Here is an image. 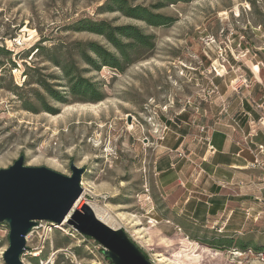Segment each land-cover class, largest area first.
I'll return each instance as SVG.
<instances>
[{
    "label": "rangeland",
    "instance_id": "rangeland-1",
    "mask_svg": "<svg viewBox=\"0 0 264 264\" xmlns=\"http://www.w3.org/2000/svg\"><path fill=\"white\" fill-rule=\"evenodd\" d=\"M107 1L0 0V47L12 51L8 57L0 54V168L21 155L26 165L47 166L65 175L72 174V161L85 167L78 207L93 202L108 209L154 264H264L257 254H264V218L248 232L236 234L253 254L248 249L213 248L200 239H212L214 229L192 221L177 224L154 172L168 128L198 123L203 109L219 110L226 102L232 115L249 110L255 120L260 116L264 0L181 1L158 10L176 18L160 27L120 11L101 10ZM129 1L151 7L158 0ZM83 18L139 25L155 35V49L124 71L108 66L90 70L86 76L104 96L99 102L69 97L68 103H61L38 84H24L31 74L41 72L52 82L51 75H60L59 68L37 52L38 44H60L65 50L77 41L94 40L111 47L100 35L75 30ZM55 82L64 93V83ZM17 86V92L12 90ZM32 88L43 101L34 98ZM18 92L33 97L35 110L24 106ZM44 101L52 109H45ZM9 231L7 223H0V264L5 263ZM27 245L24 264H109L97 241L66 222L43 221L28 235Z\"/></svg>",
    "mask_w": 264,
    "mask_h": 264
},
{
    "label": "crops",
    "instance_id": "crops-1",
    "mask_svg": "<svg viewBox=\"0 0 264 264\" xmlns=\"http://www.w3.org/2000/svg\"><path fill=\"white\" fill-rule=\"evenodd\" d=\"M261 106L255 120L249 110L230 114L223 102L219 110L203 109L198 123L168 128L154 172L178 225L192 221L243 234L262 221L264 166H254L264 161V101Z\"/></svg>",
    "mask_w": 264,
    "mask_h": 264
},
{
    "label": "water",
    "instance_id": "water-1",
    "mask_svg": "<svg viewBox=\"0 0 264 264\" xmlns=\"http://www.w3.org/2000/svg\"><path fill=\"white\" fill-rule=\"evenodd\" d=\"M70 168L72 174L65 175L47 166H29L24 155L9 167L0 168V223L10 228L4 264H24L28 235L39 221L68 223L97 241L113 264H154L125 229L100 220L88 203L77 206L86 168L74 161Z\"/></svg>",
    "mask_w": 264,
    "mask_h": 264
},
{
    "label": "trees",
    "instance_id": "trees-1",
    "mask_svg": "<svg viewBox=\"0 0 264 264\" xmlns=\"http://www.w3.org/2000/svg\"><path fill=\"white\" fill-rule=\"evenodd\" d=\"M181 1L186 2L189 0H158L151 7L133 5L129 0H108L100 9L109 12L120 11L125 16L145 21L150 26L160 27L171 25L176 18L162 14L158 10L166 5L177 4ZM74 28L76 31H88L104 37L111 47L94 40L77 41L74 48H65V50L60 44H54L51 48L38 44L36 46L37 52L41 50L40 54L46 56L47 60L59 68L60 75H51L54 81L52 82L44 79L41 72L37 73V68L29 67L30 71L37 74H31L30 78L24 83L26 85L38 84L53 99L61 103H68L69 97H72V101H101L104 97L101 89L86 74L90 70L99 71L104 66L124 71L132 62L150 57L156 46L155 35L146 33L143 28L136 24L113 25L112 22L107 20L83 18L76 22ZM0 54L8 57L12 54V51L0 47ZM82 63L86 66L82 67ZM26 74H29V72ZM58 79L66 87L64 93L57 88L60 84L56 83L55 80ZM18 89L19 86L12 88L15 92ZM31 91L34 95L36 94L35 99L44 100L38 89L32 88ZM19 95L22 97L25 107L35 110L32 96ZM43 106L47 110L52 109L45 104V101ZM214 233L216 234L213 235L212 239L203 237L200 240L220 250L230 248L246 250L249 247V244L243 242L236 234H219L216 230H214ZM101 250L103 253L104 249L101 248ZM103 256L109 264H113L107 255L103 253Z\"/></svg>",
    "mask_w": 264,
    "mask_h": 264
},
{
    "label": "bare ground",
    "instance_id": "bare-ground-1",
    "mask_svg": "<svg viewBox=\"0 0 264 264\" xmlns=\"http://www.w3.org/2000/svg\"><path fill=\"white\" fill-rule=\"evenodd\" d=\"M130 126H132V125H130ZM82 200H83V197L81 195V197L77 201V206L81 205ZM88 204L92 207L96 216L100 220H102L103 222H105L106 224H108L114 228H117L119 226L118 220L116 219V217H114L112 215V213L108 209H106V208H104V207H102L96 203H93V202H88Z\"/></svg>",
    "mask_w": 264,
    "mask_h": 264
},
{
    "label": "built area",
    "instance_id": "built-area-1",
    "mask_svg": "<svg viewBox=\"0 0 264 264\" xmlns=\"http://www.w3.org/2000/svg\"><path fill=\"white\" fill-rule=\"evenodd\" d=\"M225 111L227 112V109H226ZM165 130H167V127L164 128V131H165ZM162 133H164V132H162ZM161 138L163 139L164 136L162 135ZM208 145H209L210 148H213V145H211V142H210V141H208ZM261 152L264 153V148H261ZM257 165H263V166H264V161H259V162H257L256 164H254V166H257ZM263 210H264V209H263ZM46 222H48V221H46ZM42 223H43V221H39L38 226H37L35 229H39V228L42 226ZM35 229H34V230H35ZM247 252H248V253H252V254L254 253V252H253V249H251V248H249V249L247 250ZM257 254H258V256L264 257V254H263L262 252L257 253Z\"/></svg>",
    "mask_w": 264,
    "mask_h": 264
}]
</instances>
